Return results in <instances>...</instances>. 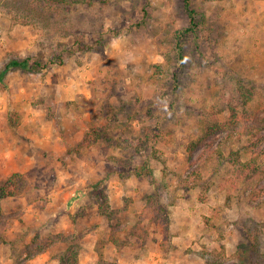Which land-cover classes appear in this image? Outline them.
I'll use <instances>...</instances> for the list:
<instances>
[{
  "label": "rangeland",
  "instance_id": "rangeland-1",
  "mask_svg": "<svg viewBox=\"0 0 264 264\" xmlns=\"http://www.w3.org/2000/svg\"><path fill=\"white\" fill-rule=\"evenodd\" d=\"M189 5L0 0V264H264V0Z\"/></svg>",
  "mask_w": 264,
  "mask_h": 264
},
{
  "label": "trees",
  "instance_id": "trees-1",
  "mask_svg": "<svg viewBox=\"0 0 264 264\" xmlns=\"http://www.w3.org/2000/svg\"><path fill=\"white\" fill-rule=\"evenodd\" d=\"M184 9L186 10V13L188 15L189 18V27L187 29H185L182 32H178L177 35V40L179 38H181L183 35L191 33L190 31H192V29L194 27H196L195 24V20H194V16H195V12L190 9V5H189V0H184ZM177 50L179 55L182 53V46L180 44V42H177ZM58 63H62V59L58 58ZM42 69L41 64L37 61L34 62H30V58H25L22 60H10L9 62H7L2 71L0 72V83L2 82L4 76L13 70H20V71H40ZM245 90H247L245 88ZM247 93H249V90H247ZM88 134L87 137L83 140L81 145H86V143L88 142ZM260 143H264V138L260 140ZM259 155L263 156L264 155V148L262 150H259ZM241 167L244 171H246L245 169H248L249 166L247 164H241ZM256 169V168H255ZM256 171H258L256 169ZM255 172V170L253 171ZM25 182V179L20 175V174H13L11 175L8 179L7 182L3 185L2 188H0V198H7V197H16L20 194H22V192L24 191V186L22 185ZM150 200H152V198H150ZM152 205V204H151ZM158 208H157V213L159 216H163L164 219L163 221H167V217L165 216V214H163L164 210H163V206L160 204V202L157 204ZM64 234H62V232H60L59 234L54 236V240H46L44 241L43 245L40 247L39 253L41 254L42 252H44L50 244H54V242H56L55 240H61ZM67 236V235H66ZM65 236V237H66ZM70 241V246L68 247V249L65 251L64 255L59 259V264H77V255L76 252L73 250V237L70 235L68 237L65 238V240ZM246 251H241V254L238 252V255H241V257L238 258L237 263L236 264H244L245 259L243 254H245Z\"/></svg>",
  "mask_w": 264,
  "mask_h": 264
},
{
  "label": "crops",
  "instance_id": "crops-1",
  "mask_svg": "<svg viewBox=\"0 0 264 264\" xmlns=\"http://www.w3.org/2000/svg\"><path fill=\"white\" fill-rule=\"evenodd\" d=\"M35 116L31 117V121H33L34 125L37 124V122L40 120V118L37 117L36 113H34ZM35 121H37L35 123ZM44 261H47V257L44 254L38 255L37 257H33L32 259L27 260L26 262L22 263V264H38V263H42Z\"/></svg>",
  "mask_w": 264,
  "mask_h": 264
}]
</instances>
